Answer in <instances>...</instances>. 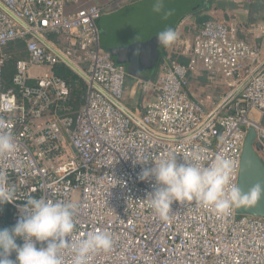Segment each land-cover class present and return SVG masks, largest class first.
I'll list each match as a JSON object with an SVG mask.
<instances>
[{
	"label": "built area",
	"instance_id": "obj_1",
	"mask_svg": "<svg viewBox=\"0 0 264 264\" xmlns=\"http://www.w3.org/2000/svg\"><path fill=\"white\" fill-rule=\"evenodd\" d=\"M0 2L11 13L0 8V221L17 264H264V218L235 206L250 128L264 158L260 45L224 14L205 21L179 52L186 62L169 58L154 80L141 79L153 96L132 110L125 67L100 44L101 7ZM14 41L27 56L5 87L3 47ZM60 56L87 78L74 71L85 85L74 116L60 113L71 95L52 70ZM193 75L222 80L227 95L250 79L210 116L216 107L206 111L189 92Z\"/></svg>",
	"mask_w": 264,
	"mask_h": 264
},
{
	"label": "water",
	"instance_id": "obj_2",
	"mask_svg": "<svg viewBox=\"0 0 264 264\" xmlns=\"http://www.w3.org/2000/svg\"><path fill=\"white\" fill-rule=\"evenodd\" d=\"M155 0H143L120 9L114 13L103 25L100 44L106 49L113 61L125 67L139 78H144V70L152 69L159 58L158 47L167 41L178 18L184 11L166 14L164 11L155 12L160 14L156 17H147L153 14L152 7ZM202 3L199 0L195 8ZM0 8L11 15V13L0 2ZM264 11V1L256 0L250 10V26L257 22L258 17ZM146 13V14H144ZM146 16V17H145ZM23 26L28 28L22 23ZM29 29V28H28ZM31 34L43 43L48 49L56 54L59 53L43 37L31 31ZM73 71L84 79L85 74L73 63L60 56ZM264 66V61L254 71L256 73ZM250 76L227 95L212 111L210 116L217 114L228 102H230L249 81ZM104 95L113 101L127 115L131 116L129 110L112 99L102 89L98 88ZM133 118V117H132ZM255 132L252 128L246 135L242 155L236 194V211L240 214H250L264 218V161L259 155L260 144L255 142ZM0 234V264H17L13 259L12 251Z\"/></svg>",
	"mask_w": 264,
	"mask_h": 264
},
{
	"label": "crops",
	"instance_id": "obj_3",
	"mask_svg": "<svg viewBox=\"0 0 264 264\" xmlns=\"http://www.w3.org/2000/svg\"><path fill=\"white\" fill-rule=\"evenodd\" d=\"M143 0H80V5L87 6V5H97L102 8V14L99 16L97 19V27L99 29L100 33V38H101V33L103 32L102 25L116 12H118L120 9L127 8L130 5H133L135 3L141 2ZM156 3L154 6L160 4L161 2L167 1V0H155ZM256 0H248L247 2V7L249 8V23H250V10L252 7V4ZM264 1V0H263ZM238 0H202V3L199 4L198 7L193 8L191 11H187L186 13L182 14L178 20L177 23L175 24L174 29L172 30L170 37L167 41H169L168 46L166 47L165 51L169 55H178L179 52L184 49L185 46L189 45L192 41L193 36L195 35L196 31L199 29L201 25L195 23L194 17L191 15L194 10L198 9L200 6H203L204 3L210 6V9L213 10L215 9V6H219L220 9L222 10L223 14L225 16H228V13L226 12L227 10H224V8H232L236 5H239ZM213 5V6H211ZM212 7V8H211ZM255 26H250L251 28H254L255 32L254 36L249 35V32H246L245 35L248 38V40L255 44V45H260L264 44V32H261L260 28L262 25H264V11L262 14L258 17L257 22L254 24ZM244 27H246L244 25ZM53 36V38H50L49 36ZM47 38L51 42L59 43L58 41L60 40L61 45L64 43L61 41L62 35L56 34V33H49L47 35ZM257 41L259 43L257 44ZM166 42V41H165ZM59 45V44H58ZM263 49V48H262ZM184 58V57H183ZM185 59V58H184ZM155 66V65H154ZM160 68V67H159ZM143 75H146L143 72ZM128 83L129 84V93L127 98L124 101V104L126 105L127 108L129 109H136L141 106V103H144L146 101H149L152 98V93L151 91H143L140 96H136V86L137 84L141 83V79L143 80H148L144 78H136L132 76H128ZM192 78L196 79H208L211 81L206 75H193L190 77V81ZM189 81V85H190ZM212 82V81H211ZM190 92V91H189ZM191 93V92H190ZM191 95L194 97V95L191 93ZM127 100L129 102L127 103Z\"/></svg>",
	"mask_w": 264,
	"mask_h": 264
},
{
	"label": "trees",
	"instance_id": "obj_4",
	"mask_svg": "<svg viewBox=\"0 0 264 264\" xmlns=\"http://www.w3.org/2000/svg\"><path fill=\"white\" fill-rule=\"evenodd\" d=\"M192 16L195 19L196 24H203L205 21L212 19L220 14H223L222 10L218 9H210V6L204 3L203 6H200L198 9L191 12ZM50 38L54 37L51 35ZM169 41L164 42L162 45L158 47L159 51V58L157 62L155 63V66L153 67V70L146 72L144 77H146L148 80H154L157 76V73L159 71V67L161 63L166 61L169 58H174L178 62L184 63L186 62V59H184L181 55H169L166 53L165 49L168 46ZM3 52L6 54V60L3 66V80H4V86L10 87L12 84L11 79L12 75L14 73V67L15 62L20 59L27 56L24 43L22 41H14L3 47ZM53 72L57 75L62 76L64 79H66L68 82L71 83V95L69 100L66 103L67 108L63 111H60V113L68 114L70 116H74L80 107V105L83 102L84 94H85V85L83 80L67 65L64 63L57 64L53 67ZM128 78V77H127ZM259 155L260 152H259ZM262 160L264 161V158L262 155L260 156ZM8 225H4L0 221V230L4 233H7L10 238V242L8 243V246H10V249L12 251L13 259L16 260V245L13 241L12 237L10 236V231H8Z\"/></svg>",
	"mask_w": 264,
	"mask_h": 264
},
{
	"label": "rangeland",
	"instance_id": "obj_5",
	"mask_svg": "<svg viewBox=\"0 0 264 264\" xmlns=\"http://www.w3.org/2000/svg\"><path fill=\"white\" fill-rule=\"evenodd\" d=\"M199 0H167L164 2H161L160 4L153 6V14H149L147 17H156L160 16V14H155V12H161L164 11L166 14H172V13H178L181 11H184L186 13L187 11H191L193 8H195L196 3ZM239 5H236L232 8H224V10H227L228 13V19H230L231 22L235 23L236 25L241 28V31H244V33L249 32L251 36H254V33L257 32L254 30V28L250 27V23L248 20L249 17V8L247 7L248 0H238ZM213 6V5H211ZM212 8V7H211ZM215 9H220L219 6H215ZM146 14V13H144ZM146 17V16H145ZM244 25L246 27H244ZM59 45H61V42L58 41ZM257 44L259 41H257ZM260 46L263 48V56H264V44H261ZM42 67H33L30 72L34 74H38L43 70ZM151 71L153 70L150 69ZM149 70H144L142 72L146 73ZM128 76L136 77L138 78L137 74H133L130 71H127ZM129 78L126 79L125 82V94H124V101L128 96L129 93V84L130 80ZM136 86V96H140L142 92L144 91V86L142 83L137 84ZM189 91L194 95V97L199 100L206 111L213 110L222 100L223 98L229 93L230 89L225 86L224 82L222 80L211 82L208 79H196L192 78L189 85ZM129 100H127V103ZM255 141V140H254Z\"/></svg>",
	"mask_w": 264,
	"mask_h": 264
},
{
	"label": "flooded vegetation",
	"instance_id": "obj_6",
	"mask_svg": "<svg viewBox=\"0 0 264 264\" xmlns=\"http://www.w3.org/2000/svg\"><path fill=\"white\" fill-rule=\"evenodd\" d=\"M9 228V227H8ZM8 231H10V236L12 237V235H11V229L9 228L8 229ZM0 234H1V236L2 237H4L5 238V242H7V243H9L10 242V238H9V235L7 234V233H4V232H2L1 230H0ZM13 239V238H12ZM13 241H14V239H13ZM15 242V241H14ZM15 245H16V243H15ZM10 247V246H9ZM16 250H17V246H16Z\"/></svg>",
	"mask_w": 264,
	"mask_h": 264
}]
</instances>
